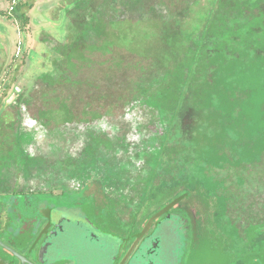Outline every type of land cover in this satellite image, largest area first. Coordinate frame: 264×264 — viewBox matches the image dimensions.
I'll list each match as a JSON object with an SVG mask.
<instances>
[{
    "label": "rangeland",
    "instance_id": "1",
    "mask_svg": "<svg viewBox=\"0 0 264 264\" xmlns=\"http://www.w3.org/2000/svg\"><path fill=\"white\" fill-rule=\"evenodd\" d=\"M29 1L33 3V0ZM53 1L57 0H34L33 7L27 12L29 20L24 22L18 18L20 12L10 8L14 0H0L3 12L0 15V158H12L13 168L17 169L13 181L17 186L25 182L22 178H26L21 169L23 161L19 157L18 142L14 139L17 118H12L20 105H26L28 114L37 124L54 132L43 154L38 159H27L30 175L35 165L47 169L56 162L63 164L59 157L67 138L65 134L69 135L66 130L69 122L66 121L77 118L92 121L96 113L113 114L112 118H105V121H114L113 128L103 119L95 121L100 128H86L91 145L88 152L115 154L119 167L105 173L106 188L94 181L82 188L86 193L90 189L95 192L89 206L81 201L84 196L78 191L71 198L67 196L61 208L73 213L87 212L101 229L106 228L117 235L134 236L148 223L150 214L147 210L161 201L159 197L154 198L153 192L160 194L167 190L173 193L172 196L181 193L173 184L163 187L157 183L160 177L171 176L176 161L183 162L185 168L191 170V175L181 183L188 189L191 187L190 197L186 196L184 201L195 200L206 208L216 205L215 200L220 201L219 191L228 188L225 179L229 176H236L235 181L245 185L243 180L251 173V178L245 181L247 184L254 181L255 173L264 165V0H232L243 9L230 19L222 13L227 9L224 0H142L139 5L147 12L132 10L130 18L109 23L101 22V18L99 21L90 18L97 14L98 4L86 6L79 3L80 0H68L66 5L60 3L62 7H47ZM75 2H78V8ZM215 4V15L220 19L217 20L219 31L211 32L208 39L201 40L189 81L193 104L201 108L192 110L195 112L185 116L183 121L178 118L172 123L169 113L179 107L177 93L185 86L183 73L188 56L185 58L184 54L189 43L204 30L207 13ZM153 6L159 7L161 12L148 11ZM46 8L49 9L44 18L41 12ZM79 8L82 9L79 13L90 18L88 22L96 24L95 40H84L88 30L81 23V15L78 14L77 21H67L68 9ZM223 21H233L235 27L222 29ZM77 32L84 40L81 44L76 43ZM97 32L101 33L98 35ZM49 39L61 42L57 53ZM193 49H189L187 55H192ZM203 65L214 67L213 84L207 87L203 81L210 74L204 71ZM146 93L150 97H145ZM141 94H145L143 100L127 109L130 98ZM167 123L169 130L163 141L160 124ZM136 126L141 131H134V139L144 137L147 140L154 136L157 145L164 144L162 156L167 164L164 166L166 172L163 175L158 170L160 172L153 177L157 185L149 193L151 207L146 206L145 200L137 203L149 186V167L156 161L154 146L147 145L128 158L118 154L119 149L109 147L127 137ZM77 127L75 130L79 132L84 129L80 125ZM101 128H106L107 133H101ZM80 151H75L77 157L85 155V151ZM87 159L91 157L88 155ZM212 168L222 169L223 176L218 178L211 172ZM38 183L36 181L35 185ZM104 189L111 197L103 195ZM18 212L22 213L21 210ZM104 214L107 222L102 217ZM15 216L20 220L17 214ZM34 219L36 221L31 220L35 222L34 228L44 221L38 216ZM190 232L192 237V229ZM84 233L80 230L77 235L83 238ZM94 247L90 252L96 258L108 256L110 252L105 246ZM214 247V240H205L199 259L205 258L206 264L224 263L226 259L221 258Z\"/></svg>",
    "mask_w": 264,
    "mask_h": 264
},
{
    "label": "flooded vegetation",
    "instance_id": "2",
    "mask_svg": "<svg viewBox=\"0 0 264 264\" xmlns=\"http://www.w3.org/2000/svg\"><path fill=\"white\" fill-rule=\"evenodd\" d=\"M67 2L68 0H57L51 2L47 7L51 8L54 5L62 7L61 4L65 3L66 5ZM16 3L18 1L14 0L10 7L11 10H14ZM49 8L44 9L45 11L42 10L41 13L44 14V18H47L46 12ZM262 167L264 169V165ZM12 168L11 157L0 158V264H109L110 257L113 259L115 252H117V256L112 264H127L143 238L151 233L159 221L150 228L152 219L149 216L148 223L134 236L131 234L123 236L108 232L105 230L106 228L101 229V226H98L97 222L93 220V216L85 212L84 215H87L103 232L118 237L112 243L100 241L90 245V250L94 246L100 247V245L110 249L108 256L94 259L88 255H81L71 262L65 259L51 262L40 256L39 248L47 233L54 227L51 219L53 209L63 207L68 198L65 199L66 196H63L60 188L47 191L33 190L21 187L25 182L17 186V183L13 181L15 173ZM221 175L222 173L218 175V178ZM251 176L250 173L249 178ZM235 177L231 175L225 179L229 186L227 189H220L221 199L220 201L215 200L216 205L213 204V207L206 208L200 202L182 200L171 207L169 212L182 210L188 215L191 222L190 227L193 236L185 264H206L203 262L205 258L199 259L200 250L205 246V240H214L215 251L221 258L226 259L224 263L219 264H264V187L257 184V187L254 188V181L251 180L247 184L245 180H249V178L243 180L245 185L238 184ZM80 191L81 195L84 196L81 201L86 202L89 206L93 202L95 192L93 189L87 193L86 190L80 189ZM85 193L88 194L87 197ZM73 194L70 196L72 197ZM103 195L110 196L106 189H104ZM115 201L117 200L115 199ZM139 203L140 200L137 205ZM119 205L120 202L117 208ZM150 205L151 199H148L146 206L151 207ZM18 210H21L22 213L19 214ZM47 211L48 214H46ZM15 213L20 217V220L15 216ZM155 215L153 214L152 217ZM35 216L44 219L38 228H34L35 222H31L32 219L36 221ZM102 217L107 222V216ZM226 234L227 236H225ZM85 248L88 250V246ZM196 256L198 257L197 260L195 259Z\"/></svg>",
    "mask_w": 264,
    "mask_h": 264
},
{
    "label": "trees",
    "instance_id": "3",
    "mask_svg": "<svg viewBox=\"0 0 264 264\" xmlns=\"http://www.w3.org/2000/svg\"><path fill=\"white\" fill-rule=\"evenodd\" d=\"M220 0H218L219 2ZM142 2V0H96V2H93V0H80L79 3H83L86 6L89 4H98L96 5V13L94 16L90 17L92 18V20H97L99 21L101 18V22H107L109 23L112 20H116V19H125V18H130L132 16V10H140L143 12H147L144 11V9L142 8L141 5H139V3ZM217 2V4H218ZM224 2L226 3L227 9L225 11V9L222 10L223 14H227V16L232 17L234 13H239L242 11L243 7H239L236 2H233L232 0H224ZM78 3V2H77ZM75 3L76 8H78V4ZM217 4L214 5V7L209 11V13H207V19L205 22V27L204 30H202L201 32H199L195 38L189 43V47H188V51L189 49H193V54L192 55H187L188 51L184 54V57L186 58L188 56V61H186L187 63V67L186 70L183 73V81L185 86H183L182 88H180L178 90V97L180 99L179 102V107L178 108H174L172 111V114L169 113V119L171 120V122L173 123L175 119L181 118V120L183 121V119L185 118V116L190 115L192 112V110H196V109H200L201 107H198L197 105H194L193 103V93L192 90H190V79L192 77V71L193 68L196 66V61H197V54L200 51V45H201V40L203 39H208V36H210V33H216L219 31V27L217 26V20L219 19L218 17H216L215 13H216V6ZM33 7V3L30 1H26V2H19L15 4L14 6V11H19L20 14L18 15V18H20L22 21L24 22H28L29 17H28V10L30 8ZM80 10H82L81 8L76 9L74 11H69L68 9V13L66 14L67 16V21L71 22V21H77V16L78 14L81 15L80 17L82 19L81 23H83V27H85V29L87 28L88 33L86 32L85 34V39L91 40V38H93L95 40V32L93 31L94 25H96L93 22H88V20H90L89 17H84V13H79ZM155 10V12L157 11V13L159 14V12H161L159 7H151L150 10L148 11H153ZM246 12V11H245ZM3 12L0 10V15ZM156 13V15H157ZM70 14V16H69ZM141 13H139V18H140ZM144 16V15H143ZM244 16V15H243ZM95 18V19H94ZM217 18V19H216ZM220 20V19H219ZM218 20V21H219ZM242 20V19H241ZM242 24L244 22H241ZM88 26V27H86ZM221 28L223 27L225 29L226 28H234V22L230 21L229 23H227L226 21H223V23L220 25ZM232 26V27H231ZM238 26H241L240 23H238ZM222 28V29H223ZM102 32V31H101ZM101 32H97L98 35ZM221 32V31H220ZM77 37L79 38L78 32L76 33ZM50 40V39H49ZM81 40V37L78 39V41L76 42L77 44H79L80 42L84 41ZM92 40V41H94ZM51 44L54 45V47H52L53 51L57 53V49H59V45L61 44V42L57 41V40H50ZM81 44V43H80ZM50 45V43H49ZM58 45V46H57ZM183 57V58H184ZM57 60H58V55H57ZM202 66V65H201ZM57 67H60L59 65H57ZM203 69L205 72H207L208 74H210V76L208 78H205L203 81V85L205 87H207V85H211L213 84V74H214V67L212 66H206L203 65ZM187 83V84H186ZM202 83V82H201ZM143 86V84H141ZM188 87V89H187ZM210 87V86H209ZM193 89V87L191 88ZM140 95H135L134 97H131L129 100V103L127 104V109L135 106V104L140 103L141 100H143L145 94H141ZM147 95V93H146ZM145 97H150V95L148 94ZM17 111L16 114H13L12 118H17L16 121V125H15V129L14 132L15 134V140L18 142V151H19V157L21 158V160L23 162H21L22 166L21 169L23 170V173L26 174V178H22L23 180H25V183L22 184L21 187L23 188H29V189H35V190H54L56 188H60L62 189V194L63 196H66L65 198H67V196L71 197L70 194L75 193L76 190L80 191V189L85 188L88 184L89 181H94L96 183L99 184L100 187L104 188L105 187V183H106V178L105 173L109 174L111 172H113V170H115L116 168L119 167V163L118 160L116 159L115 154L114 155H110L108 154H104V155H99V153H90L88 152V147L91 146L89 145V141H90V136L88 135V130L86 128H92L93 130H95V128H100L101 126H99L97 122H100L101 119H103L102 121H105L107 119L112 118L111 115L108 112L105 113H96L94 114L92 117H94L93 119H91L92 121H90L89 119L87 120H69L66 122H69L67 129L69 130V135L65 136L67 138L64 139L63 143H64V147L61 151L60 157L59 159L63 161V164L61 165V163L59 164V162L54 163L52 166H48L47 169H42L41 167H37L36 165L33 167L34 171L31 173V175L33 176V178L31 177V175L29 174V168H27V163L28 160H32V159H38V156L43 154L42 152H44V148H47V144L48 142L50 143V140L53 137V130H48L43 124H37L36 120L34 117H32L30 114H28V110L26 109V105H20L19 107H17V109L15 110ZM132 114V113H130ZM107 118V119H105ZM133 120H135L134 117H131ZM179 119V122L181 121ZM75 121V122H74ZM181 121V122H182ZM108 122V126H111V128H113L114 126V121L112 120V122L110 121H105ZM82 126L84 127L83 130L80 129V132L75 130L79 127L77 126ZM163 128H159L158 132L160 133V129L162 130L160 135L161 138L163 139V141L166 138V132L169 130V123L167 124H160ZM76 126V127H75ZM171 126V124H170ZM56 129V128H55ZM136 129V130H135ZM141 131L139 129L138 126L134 127L131 131H129V133L127 134V137H123L122 140L115 142L113 144H109V147H115L116 150H118V154H123L125 157L124 158H128L130 155L133 156L134 152H137L139 150H142L144 147H146L147 145H151L154 146V150H155V163L153 165H151L150 168V181L147 183L149 186L145 189V191L143 192V196L140 199V202L144 201L145 203H147L148 198L150 197L151 191H153L154 187L157 185V183H159L161 186L165 187L168 185H175L177 191H180L181 193L176 194L175 196H172V192L169 193V191L164 190L162 191V193H156L153 192V196L154 198L159 197V199L161 201H158V203H155V206L150 208V210H147L148 213L150 214V219H152V223L150 224V228L154 225V223H156L157 218H163L164 216H166V214L170 211L171 207H174V204H176L177 202H180L181 200L184 201V198H186V196L190 197V188L188 189L185 185L181 184L182 180L186 177V176H190L191 175V170H187L185 168V165L183 164V162L181 161H176L175 165L172 167L174 168V170L172 171L171 176H162L159 178L157 183L153 182V177L160 171H162L163 175L166 172V170L164 169V166H167V164L164 161V158L162 156V150H163V143H160L159 145H157V143L155 142V138L154 136H151L150 138H147V140L144 137H139V139H134L135 132L134 131ZM55 131V130H54ZM102 132H106L107 130L106 128H101V133ZM136 143H140L139 146H136ZM81 151H85V155H82V157H77L75 155V151L80 150ZM85 149V150H84ZM80 151V152H81ZM82 152V153H83ZM46 155V154H45ZM44 155V156H45ZM89 155L91 157L90 160L87 159V156ZM86 156V157H85ZM84 160H79L81 158H84ZM12 160V158H11ZM61 161V162H62ZM66 161V163H65ZM12 162V161H11ZM126 163L127 160H125ZM128 164H131L128 163ZM68 165V166H67ZM33 166V165H32ZM13 171L14 168H12ZM160 170V171H158ZM67 171H69L70 173H68ZM17 172V171H16ZM73 172V174H72ZM211 172L219 175L222 172V169L220 168H212ZM30 175V178H27ZM41 177H38V176ZM262 179L264 180V169H261L260 171H257L253 177V186L254 188H256L257 184L260 187H264V182L262 183ZM27 180V181H26ZM29 181V182H28ZM36 181L39 182L38 186L35 185ZM244 182V181H243ZM159 185V186H160ZM181 186V188H179ZM162 187V188H163ZM184 187V188H183ZM193 187V186H192ZM106 188V187H105ZM157 189V188H156ZM77 191V192H78ZM186 192L188 194H186ZM150 193V194H149ZM185 194V195H182ZM194 196V194H193ZM152 198V199H154ZM164 200V201H162ZM153 201V200H152ZM98 201H96L95 199V204ZM194 203H196L197 201H193ZM214 203V202H212ZM213 210V208L211 209V211ZM46 214H48V211L46 212ZM155 215L152 217V215ZM161 218V219H162Z\"/></svg>",
    "mask_w": 264,
    "mask_h": 264
},
{
    "label": "water",
    "instance_id": "4",
    "mask_svg": "<svg viewBox=\"0 0 264 264\" xmlns=\"http://www.w3.org/2000/svg\"><path fill=\"white\" fill-rule=\"evenodd\" d=\"M51 219L54 227L39 248L40 256L51 262L59 259L71 262L81 255L95 259L89 249L92 243H112L118 238L100 230L82 212L73 213L57 208L53 209ZM190 223L188 215L182 210L168 212L156 223L151 233L143 238L127 264H185L191 242ZM80 230L85 231L83 238L77 235ZM87 246L88 250L85 248ZM116 256L117 252L113 259L110 257L109 264H112Z\"/></svg>",
    "mask_w": 264,
    "mask_h": 264
}]
</instances>
